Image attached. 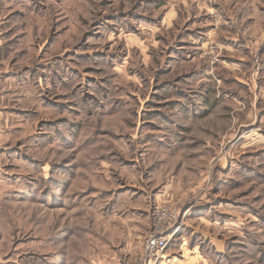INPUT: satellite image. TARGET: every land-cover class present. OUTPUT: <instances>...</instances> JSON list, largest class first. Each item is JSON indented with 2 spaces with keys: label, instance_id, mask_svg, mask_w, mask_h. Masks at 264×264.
I'll return each mask as SVG.
<instances>
[{
  "label": "rangeland",
  "instance_id": "374dc122",
  "mask_svg": "<svg viewBox=\"0 0 264 264\" xmlns=\"http://www.w3.org/2000/svg\"><path fill=\"white\" fill-rule=\"evenodd\" d=\"M4 9L1 257L46 264L47 241L52 264H264V0Z\"/></svg>",
  "mask_w": 264,
  "mask_h": 264
},
{
  "label": "crops",
  "instance_id": "0c3cea01",
  "mask_svg": "<svg viewBox=\"0 0 264 264\" xmlns=\"http://www.w3.org/2000/svg\"><path fill=\"white\" fill-rule=\"evenodd\" d=\"M4 2H5V0H0V49L2 48V38L5 34V31L2 29L1 26L5 25L6 21L8 19V17L4 13L5 12ZM12 74H9L10 75L9 76V75H6V72L4 73V71H2V70L0 71V165L1 166H2L3 161H5L7 159L6 156L8 157L9 156L8 154L12 150V144L11 143L14 142V130H16L14 128V125L12 122L13 117H12L11 112H9V106H8V101L11 98L9 96H12L13 94H10L9 92H7V89H5L7 82L13 80ZM9 78H11V79H9ZM1 174L2 173H0V178L2 177ZM1 185L6 186L5 182L0 180V186ZM130 210L133 211V210H137V209L132 208ZM130 221L136 222L137 219H131ZM47 244L48 243L46 241V250H44V253L42 254V256H45L44 260H46V264H52L51 261L48 263V260H49L48 257L51 255L52 248L49 250L47 247ZM129 246H130V244H129ZM110 259H113V260H111L112 262L115 260L114 257H110ZM177 260L178 259L174 257L173 259H169L168 261L164 262L163 264H176ZM27 261L28 262L26 264H34L35 259L33 256H30L27 258ZM10 262H12L10 259H5V256H2V257L0 256V264H13Z\"/></svg>",
  "mask_w": 264,
  "mask_h": 264
},
{
  "label": "built area",
  "instance_id": "2783aa9c",
  "mask_svg": "<svg viewBox=\"0 0 264 264\" xmlns=\"http://www.w3.org/2000/svg\"><path fill=\"white\" fill-rule=\"evenodd\" d=\"M167 209H162L158 212L156 227L158 226L157 233L151 236L147 240V253L156 256V252L163 250L167 245V239L165 237V228L169 230L178 220L177 214L173 211L167 212ZM142 264V263H141ZM144 264V263H143Z\"/></svg>",
  "mask_w": 264,
  "mask_h": 264
}]
</instances>
